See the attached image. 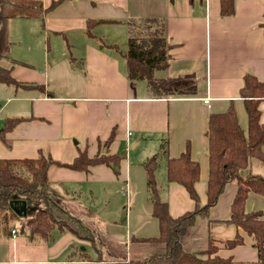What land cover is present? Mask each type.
Returning a JSON list of instances; mask_svg holds the SVG:
<instances>
[{
    "label": "crops",
    "instance_id": "obj_1",
    "mask_svg": "<svg viewBox=\"0 0 264 264\" xmlns=\"http://www.w3.org/2000/svg\"><path fill=\"white\" fill-rule=\"evenodd\" d=\"M42 1L49 6L53 0ZM148 17L165 19L171 44L168 66L157 71L156 76L173 78L180 85L163 97L151 96L146 81L130 80L124 54L111 47L120 43L126 52V21ZM17 18L10 20L11 25ZM21 18L35 20L27 22L33 30H24V36L30 37L32 31L33 37L44 33L61 35L77 53L68 57L64 52L59 60L47 62L44 71L27 68L26 63L13 58V75L23 85L0 83V114L4 113L6 120L25 119L1 137L2 157L36 158L43 152L68 164L80 150L90 157L106 151L122 155L116 170L106 163L90 166L88 171L54 163L46 185L47 191L59 198L71 215L77 213L83 219L80 213H87L89 224L91 218L98 219L101 210L80 205L81 192L106 197L117 193L134 197L145 192L149 204L137 203L134 198L121 224L114 217H105L114 212L111 206L98 219L109 225L99 230V226L92 224L108 239L119 243H128L134 236L159 235L144 167V162L154 155H161L155 172L157 191L168 202L173 216L195 207L184 186L166 180V158L178 157L187 149L200 164L196 189L201 203H206L209 115L233 106L247 135L249 117L240 92L244 77L251 73L264 81V0H236L235 13L226 17L220 15V0H65L48 12L44 20ZM101 25L118 26L119 36L115 27L113 34L103 35ZM34 39L29 41L30 45L24 42L31 50ZM37 84L44 85L45 90ZM260 108L264 121V99ZM112 133L114 137L106 145ZM5 138L8 145L1 143ZM244 172L264 176V161L253 158ZM236 190L237 183L229 182L209 216L197 218L189 248L201 253L207 249L210 238L228 240L240 234L241 244L221 248L217 255L232 258L230 264H264L253 246V236L228 220ZM263 209L264 196L251 192L246 210ZM4 233L7 237H0V264H88L81 252L92 243L58 225L48 240L31 233L25 247L43 249L34 257L19 252L21 240H28L24 234L29 230L11 226L10 232ZM80 245L85 246L80 249Z\"/></svg>",
    "mask_w": 264,
    "mask_h": 264
},
{
    "label": "trees",
    "instance_id": "obj_2",
    "mask_svg": "<svg viewBox=\"0 0 264 264\" xmlns=\"http://www.w3.org/2000/svg\"><path fill=\"white\" fill-rule=\"evenodd\" d=\"M65 0H53L45 6L42 0H0V83L23 85L13 75L11 60L12 41L9 36V21L15 17L41 18ZM236 0H220V15L235 13ZM128 48L124 53L127 75L133 82L144 80L153 97L166 96L180 85L170 77H157L156 72L168 66L171 44L167 38V24L164 18H131L126 21ZM13 63L16 61L12 59ZM45 90L44 85L37 84ZM241 97L245 101L249 117V131L246 135L238 121L233 106L221 113H211L208 118V162L209 172L206 185V203H201L196 183L200 178V164L192 159L187 149L178 157L166 158V180L186 188L195 202V207L179 216H173L168 202L157 191L155 172L161 163V155H154L144 162L147 182L151 193L152 214L159 222V235L153 237H132L128 243L108 239L97 228L84 221L79 215H71L68 207L51 195L46 185L48 171L52 164L66 165L72 169L88 171L90 166L106 163L117 169L122 155L101 152L90 157L80 150L72 163H60L51 155L40 152L36 158H5L0 156V224L4 230H11V222L20 219L22 231L29 230L34 236L48 240L58 225L62 230L74 233L78 238L90 241L97 251V257L82 251L81 258L88 264H230L232 258L217 255L221 248H233L243 242L238 234L233 239L208 240V247L201 253L189 249L191 230L199 216L208 217L229 182L237 183V190L230 204L229 222L242 227L253 236V246L258 250L259 260L264 262V211L246 210V201L251 192L264 196V176L245 173L253 158L264 161V121L260 104L264 99V81L254 74L244 77ZM49 96L53 93L47 92ZM24 117L8 118L0 129V138L11 131ZM114 133L107 139L108 145ZM165 151L163 154L165 155ZM23 200L41 207L31 215L22 218L16 207Z\"/></svg>",
    "mask_w": 264,
    "mask_h": 264
},
{
    "label": "rangeland",
    "instance_id": "obj_3",
    "mask_svg": "<svg viewBox=\"0 0 264 264\" xmlns=\"http://www.w3.org/2000/svg\"><path fill=\"white\" fill-rule=\"evenodd\" d=\"M14 21H16V22H14L12 25H11V22L9 21V25H8V29H9V33H10V40L13 42L11 50H10L11 60L9 61V63H7L8 66H12V64H14V67L16 66V63H13V61H12V59L14 58L20 62L26 63L28 66H25V67H27V68L29 67L32 70L35 69V71H38L39 69L44 71V70H46V63L47 62H54V61L59 60L62 57L64 52H65V56H68V57L71 56V53L74 55H75V53H77L76 51H74V49L71 45L68 46L66 38H64V36H61V35L60 36H54V34L49 35V34L44 33L43 36L35 35V37H33L34 32L32 31V32H30V34H31L30 37L24 36V34L22 32H25L27 30L28 31L33 30V29H31V26L27 23V22H30L33 20H27V19H23V18L19 17ZM99 27L103 30V35H105V36L109 35V34H113L114 33L113 27H115L116 31H117L116 34L119 36V31L117 28L118 26L101 25ZM30 38L36 39V43H35L34 47H32V50L29 49L28 45L24 44V42L29 43V41L31 40ZM118 44L112 45L111 47L114 48L119 54L121 53L123 55L125 53L124 52L125 50L123 49V46L120 45V43H118ZM29 45H30V43H29ZM75 64H77V63H75ZM14 67H13V69H14ZM6 118L7 117L5 116L4 113L0 114V129H1V127H3L5 125ZM1 143L7 144L6 138L4 140H2ZM104 150L105 149H103V151ZM3 155H4L3 153H0V156H3ZM115 195L113 194L111 196L106 197L105 195H102L99 193L98 194L97 193L90 194L89 192L84 191V192L80 193L79 203H80V205H82L84 207L85 206L89 207L92 210L93 209L96 211L101 210L97 214L98 219L103 217V215H101V217H100V214L103 213L104 209L106 207L111 206L110 209L112 208L114 212H112V213L110 212L109 214H105V217L116 218V220H118L117 224H121L123 222L122 220H124L123 218L126 216V209L127 208L130 209L131 203L134 200V198L136 199L137 203H140V202H142L143 204L148 203V199H147L145 192H144V195H136L134 197H133V195L131 196L130 193H128L124 196L122 195V193H117ZM127 200H128V202H127ZM124 206H127V207L125 208ZM28 207L30 209L29 215H31L35 208H39L41 206L39 204H34V203L29 202ZM75 215H78V214L76 213ZM80 216L83 219H85L86 222H88L86 219H90L88 217L87 213L84 215L80 213ZM98 219L95 220V219L91 218L92 224L97 228L99 226V228H98L99 230H103L105 228L104 226L109 225L108 222H105V221L99 222ZM112 225L113 224H111V226ZM11 226H13L14 229H20V227H22L23 224H22L20 219H16V220H13L11 222ZM122 226L125 227V225H122ZM157 234L158 233H156V235ZM24 235L26 236V238L28 240L24 241L21 238L22 244L19 247L20 254L28 255V256H32V257L38 256L39 255L38 252L43 251V249L26 248L25 245L28 243V241H30L29 238L31 236V233H25ZM148 236H151V235H148ZM0 237H3V238L7 237L6 233H4V226L2 224H0ZM84 246L85 245H80L79 248L83 249ZM86 252L91 254L93 257L97 256V251H96V248L94 247L93 244L92 245L90 244L87 247Z\"/></svg>",
    "mask_w": 264,
    "mask_h": 264
},
{
    "label": "water",
    "instance_id": "obj_4",
    "mask_svg": "<svg viewBox=\"0 0 264 264\" xmlns=\"http://www.w3.org/2000/svg\"><path fill=\"white\" fill-rule=\"evenodd\" d=\"M16 210L20 216H27L29 214L28 202L23 200L19 207H16Z\"/></svg>",
    "mask_w": 264,
    "mask_h": 264
},
{
    "label": "built area",
    "instance_id": "obj_5",
    "mask_svg": "<svg viewBox=\"0 0 264 264\" xmlns=\"http://www.w3.org/2000/svg\"><path fill=\"white\" fill-rule=\"evenodd\" d=\"M208 101H209V99L205 100V102H208Z\"/></svg>",
    "mask_w": 264,
    "mask_h": 264
}]
</instances>
